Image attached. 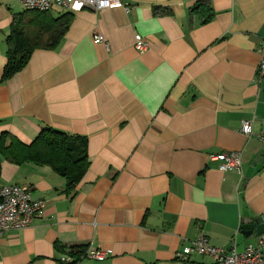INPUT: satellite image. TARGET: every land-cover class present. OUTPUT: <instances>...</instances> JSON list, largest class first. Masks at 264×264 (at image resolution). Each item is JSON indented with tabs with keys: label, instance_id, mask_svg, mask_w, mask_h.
<instances>
[{
	"label": "crops",
	"instance_id": "obj_1",
	"mask_svg": "<svg viewBox=\"0 0 264 264\" xmlns=\"http://www.w3.org/2000/svg\"><path fill=\"white\" fill-rule=\"evenodd\" d=\"M121 1L128 11L69 13L59 42L3 80L25 9L0 0V137L29 144L50 127L82 137L89 162L68 191L49 166L0 154V187L45 200L27 228L0 238V264H61L70 248L96 246L107 259L86 264H180L175 253L200 236L238 252L264 241V0ZM198 3L213 13L206 23L190 12ZM235 151L239 172L210 160Z\"/></svg>",
	"mask_w": 264,
	"mask_h": 264
},
{
	"label": "built area",
	"instance_id": "obj_2",
	"mask_svg": "<svg viewBox=\"0 0 264 264\" xmlns=\"http://www.w3.org/2000/svg\"><path fill=\"white\" fill-rule=\"evenodd\" d=\"M25 10L49 12L60 10L66 13L81 10L98 11L103 9L124 8L128 6L121 0H16ZM134 48L138 53H143L148 48V43L139 35L134 37ZM103 42L100 34L94 35V44ZM259 75L264 76V54L259 64ZM241 132L245 136L252 135L251 124L241 122ZM264 144V135L261 137ZM211 161L218 162L222 172L240 171V153L230 152L210 156ZM45 208L43 198L34 197L27 186L9 185L0 187V238L11 231L27 228L31 222L40 217ZM264 222V217L262 218ZM264 241L258 238L256 246L248 245L243 252L234 248L224 250L211 246L205 236H200L182 250L175 253V258L180 264L198 263L194 257H208L212 264H264ZM108 254L100 246L86 247L83 251L79 248L69 249L67 254L60 258L61 264H86V261L101 262L107 259Z\"/></svg>",
	"mask_w": 264,
	"mask_h": 264
},
{
	"label": "trees",
	"instance_id": "obj_3",
	"mask_svg": "<svg viewBox=\"0 0 264 264\" xmlns=\"http://www.w3.org/2000/svg\"><path fill=\"white\" fill-rule=\"evenodd\" d=\"M203 6L205 10L202 14L199 9ZM190 12L201 14L202 23L208 22L213 15L204 3H198ZM48 13L25 10L15 21L13 19L7 38L3 80L12 77L26 65L35 47L51 48L59 42L70 24L71 15L64 13L53 18ZM5 138H10L7 145L4 144ZM0 154L5 160L17 165L31 162L37 166H49L65 180V190L68 191L79 183L89 164L82 137L50 127L42 128L29 144L3 134L0 137ZM78 248L83 251L86 247Z\"/></svg>",
	"mask_w": 264,
	"mask_h": 264
},
{
	"label": "rangeland",
	"instance_id": "obj_4",
	"mask_svg": "<svg viewBox=\"0 0 264 264\" xmlns=\"http://www.w3.org/2000/svg\"><path fill=\"white\" fill-rule=\"evenodd\" d=\"M52 12H55V13L52 14ZM48 14H49V16L54 17V18L61 16V12L60 11L57 12L56 10H51V11H49Z\"/></svg>",
	"mask_w": 264,
	"mask_h": 264
},
{
	"label": "water",
	"instance_id": "obj_5",
	"mask_svg": "<svg viewBox=\"0 0 264 264\" xmlns=\"http://www.w3.org/2000/svg\"><path fill=\"white\" fill-rule=\"evenodd\" d=\"M260 226H261L262 228H264V224H262V225H258V226H257V229H258V227H260Z\"/></svg>",
	"mask_w": 264,
	"mask_h": 264
}]
</instances>
